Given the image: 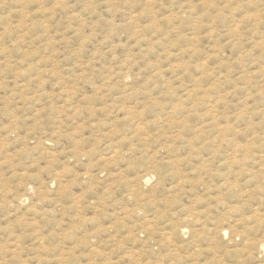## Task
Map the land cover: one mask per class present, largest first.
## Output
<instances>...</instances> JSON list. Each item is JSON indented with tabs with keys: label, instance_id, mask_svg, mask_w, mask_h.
Instances as JSON below:
<instances>
[{
	"label": "rangeland",
	"instance_id": "obj_1",
	"mask_svg": "<svg viewBox=\"0 0 264 264\" xmlns=\"http://www.w3.org/2000/svg\"><path fill=\"white\" fill-rule=\"evenodd\" d=\"M0 264H264V0H0Z\"/></svg>",
	"mask_w": 264,
	"mask_h": 264
}]
</instances>
